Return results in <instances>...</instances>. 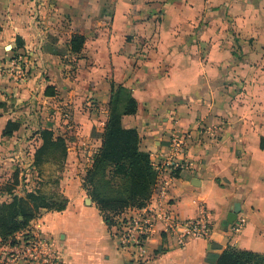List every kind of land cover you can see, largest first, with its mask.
I'll list each match as a JSON object with an SVG mask.
<instances>
[{"label":"crops","instance_id":"obj_1","mask_svg":"<svg viewBox=\"0 0 264 264\" xmlns=\"http://www.w3.org/2000/svg\"><path fill=\"white\" fill-rule=\"evenodd\" d=\"M0 28V68L20 58L26 75L0 72V175L29 143L37 170L42 130L65 140L56 173L66 207L37 216L62 264H216L227 248L264 255V0H0ZM115 97L122 128L136 131L156 179L169 183L171 209L181 219L209 211L208 239L179 247L156 233L145 257L118 249L85 186ZM176 132L191 162L178 175L162 170ZM236 203L245 225L233 233L222 223Z\"/></svg>","mask_w":264,"mask_h":264},{"label":"trees","instance_id":"obj_2","mask_svg":"<svg viewBox=\"0 0 264 264\" xmlns=\"http://www.w3.org/2000/svg\"><path fill=\"white\" fill-rule=\"evenodd\" d=\"M83 42L82 36L73 37L71 50H80ZM134 109L135 102L130 100L125 114L133 113ZM110 110L102 134L101 146L93 157L92 169L85 177V186L91 187L89 195L108 228L113 225L114 217L124 209L142 208L146 205L157 177L149 154L139 150V138L136 131L122 128L121 117L116 112V97L111 102ZM40 136L42 145L35 153L34 164L39 166L53 160L62 167L67 157L65 140L62 137H54L53 132L48 129L42 130ZM106 168L112 170L111 173L109 172L112 178L123 179L124 195L116 198L102 196L92 187L95 176ZM175 174L178 175V171ZM16 185V183H7L4 188L6 195L11 199L0 203L1 241H6L16 232L26 228L42 210L60 212L67 204L65 199L55 201L37 191H27L24 195H16L14 193ZM216 264H264V255L227 248L216 257Z\"/></svg>","mask_w":264,"mask_h":264},{"label":"built area","instance_id":"obj_3","mask_svg":"<svg viewBox=\"0 0 264 264\" xmlns=\"http://www.w3.org/2000/svg\"><path fill=\"white\" fill-rule=\"evenodd\" d=\"M19 62L20 58H11L5 67L0 68V72L9 77L17 73V79L23 81L26 75ZM168 143L172 154L162 170L173 174L191 167V162L186 157V134L176 132L171 135ZM155 170L159 172L158 169ZM157 176L159 177L158 174ZM168 188V181H159L157 178L144 207L126 208L114 217L111 235L119 250L131 251L133 255L142 258L147 253L149 240L156 233L172 239L179 247L189 239L206 240L211 236L213 227L209 211L202 207L199 217L181 219L171 209L167 199ZM244 225L245 220L239 219L230 225L231 231L237 233ZM0 264H62V259L55 238L43 233L41 219L36 217L26 228L6 241L0 240Z\"/></svg>","mask_w":264,"mask_h":264},{"label":"rangeland","instance_id":"obj_4","mask_svg":"<svg viewBox=\"0 0 264 264\" xmlns=\"http://www.w3.org/2000/svg\"><path fill=\"white\" fill-rule=\"evenodd\" d=\"M19 63L21 67L22 65H25L22 59ZM28 127L29 125H26L24 129L25 133L29 131L27 133V136H30V133L35 130H30ZM34 148L35 145L33 143H29L21 149L19 147H17L16 149L14 148L15 152H20V156L17 155V158H14V161L9 163V166L7 168V170L9 171H7L3 175H0V192H3V194H0L1 199L5 201H10L11 199L10 196L6 195L4 191L8 180L9 183H11V178L13 179L12 183L17 184V187H15L14 190L15 193H18L19 195H24L27 191H37L47 195V197H50L55 201L65 199V196L60 192L59 186V179H61L62 176L56 173V169H61V167L58 163H56V161L50 160L48 162H44L43 164L37 166V170L29 171V163L31 161L29 154H31ZM14 175L16 178L14 177ZM82 175V172H80L76 176L82 177ZM124 183L125 182L123 181V179L112 178L111 174L106 168L102 173L98 172L97 176H95V178L93 179L92 187L94 188V190H98V193L102 196L116 198L124 195Z\"/></svg>","mask_w":264,"mask_h":264},{"label":"water","instance_id":"obj_5","mask_svg":"<svg viewBox=\"0 0 264 264\" xmlns=\"http://www.w3.org/2000/svg\"><path fill=\"white\" fill-rule=\"evenodd\" d=\"M240 213V206L238 203L233 205L232 211L228 213L226 219L223 221V228H227L229 225H232L236 219L237 215Z\"/></svg>","mask_w":264,"mask_h":264}]
</instances>
